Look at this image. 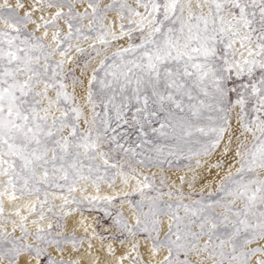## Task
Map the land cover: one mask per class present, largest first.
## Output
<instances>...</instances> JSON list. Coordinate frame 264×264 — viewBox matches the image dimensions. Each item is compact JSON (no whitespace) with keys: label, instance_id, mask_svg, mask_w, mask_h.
Masks as SVG:
<instances>
[{"label":"snow or ice","instance_id":"1","mask_svg":"<svg viewBox=\"0 0 264 264\" xmlns=\"http://www.w3.org/2000/svg\"><path fill=\"white\" fill-rule=\"evenodd\" d=\"M112 11L118 17V32L113 30L115 22L105 24ZM36 12L41 13L38 19L33 18ZM29 25L34 26L31 31ZM125 38L126 46L105 55L92 71L87 90L89 118L74 104L76 97L64 82L69 53H84L82 42L86 41H91L93 49L96 43L103 45L107 52L113 42ZM100 72L103 77L98 80ZM97 80L99 97L92 90ZM77 83L83 81L73 78V92ZM98 105L102 112L96 110ZM237 109L240 135L233 160L239 167L233 175V165H229L217 196L201 195L190 204L182 202V191L166 193L177 197L175 204L155 203L149 197L142 228L143 200L135 202L136 226L148 232L152 254L167 248L168 254L158 264H205L209 260L212 264H252L256 256L262 258L255 264H264V246L249 247L264 241V0H134V6L118 0L103 8L98 0H88L83 12L76 11L69 0H34L30 6L20 0L15 4L3 0L0 216L5 199L23 202L14 204V214L20 217L26 240L29 233L23 221L28 216L21 214L22 208L28 215H38L40 221L49 213L68 215L54 211L55 201L62 202L61 210L70 204L91 203L98 197L85 195L89 182L97 192L101 182L111 188L117 177L127 185L129 178L136 179L134 165L170 162L169 158L183 152L181 145L195 143L199 145L196 155H210L229 131L231 113ZM122 125L131 131L118 136L116 129ZM132 134L136 135L134 143L128 140ZM231 144L230 133L225 155ZM136 184L141 197L152 186L147 176L143 185L138 179ZM114 198L104 197L109 202ZM218 208L222 211L217 212ZM163 215L170 222L161 241L159 217ZM32 223L37 225V241L55 245L61 253L62 243H72L76 249L75 236L47 238L39 222ZM115 224L135 234L120 212ZM193 225L199 230L193 231ZM47 229L50 234L51 222ZM8 236L7 232L0 236V264L4 260L18 264L23 254L41 255V248ZM136 248L133 245V251ZM193 255L199 260H190ZM48 264L77 262L49 257Z\"/></svg>","mask_w":264,"mask_h":264},{"label":"bare ground","instance_id":"2","mask_svg":"<svg viewBox=\"0 0 264 264\" xmlns=\"http://www.w3.org/2000/svg\"><path fill=\"white\" fill-rule=\"evenodd\" d=\"M20 2L26 4V6H30L34 0H20ZM69 2L75 3L76 11L83 12L84 9L87 8L88 0H69ZM98 2L100 7L103 8L105 5L118 2V0H98ZM127 2L129 4H133L134 6V0H127ZM2 3L3 0H0V4ZM9 3L15 4L16 0H9ZM65 11H67V9H65ZM88 11L91 12V9H88ZM23 12L24 10H20V15H23ZM43 14L45 16L48 15L47 12ZM40 15V12H36L33 14V18L38 19ZM113 22L116 24L113 30L118 32L119 22L115 11L109 12L105 19V24H111ZM86 23L87 21H85V24ZM61 26L64 27L63 22H61ZM33 27V25H29L28 30L31 31ZM42 31L43 30L37 32L36 34L39 36L41 35ZM50 35L51 32L49 33V36ZM126 41L127 38H125L123 41L113 42V47L108 49L107 52H105L103 45L96 43V47L93 49L89 47L91 41H86L82 42V47L85 48L84 53H77L75 50L69 53L71 63H67L65 65V71L68 72V70L73 69L75 66L79 70V75L77 76H79L81 81H83V85L80 86L81 88H78L87 117H89V112L91 109V106L87 103L88 81L91 79L93 69L97 67L106 53L109 51H115L116 48L120 47L121 45L126 46ZM97 51L100 52L99 56L96 55ZM84 55H87V60L82 59ZM59 58V56L56 57V59ZM69 75L71 74L69 73ZM51 94L53 93H50V95ZM237 126L234 125L232 127V144L230 146L231 150L226 155L224 154V148L228 144L229 140L227 138V132H225L220 145L214 151H212L210 155H201L196 158L193 163L191 162L188 165L186 164L184 167L161 169L155 166L144 168L140 165H137L134 166V175L136 179L129 178L128 184L125 185L122 183L121 179L117 177L115 184L111 188L108 187L106 182H101L99 192H97L96 189L92 187L91 182H89L87 185H85L87 187V192L85 195L89 197H98V199L92 201L91 203L89 201H84L79 206L76 204H70L61 210L59 205L62 202L60 200L55 201L57 208H55L54 211L58 213L61 211L63 213H69L68 215L53 217L49 213L46 220L40 221L38 215H28L27 210L22 208L21 214L28 216V219L23 221L29 233L26 240L22 238L23 234L20 231V217L14 214V204H21L23 202H9L7 199H5L4 213L2 216H0V236H3V234L7 232L9 234L8 239H15L22 244H29L33 247H39L42 249L45 255L51 257L52 259L73 260L76 261L77 264H132L134 260L137 261V264H140V262H142V264H158V262L162 261L168 254L166 247L161 248L155 255H153V242L149 238L148 232H137L135 230L133 231L135 233L134 235L129 234V232L118 234V230L116 231L117 228L115 229L114 226L106 224H101V226H98L99 223H101L99 221V212L106 207L120 209L124 219L130 224V228L133 229L136 225V210L133 205L134 203H132V198L134 195H138L140 200H145L149 193L147 192L146 188L144 197H141V195L135 191L137 187L136 180H140L141 185H143L144 177L149 174H155L160 177V179L166 180L170 188L189 189L190 187H200V190L205 192L215 190L219 184L218 181L223 178L222 173H224L223 170L226 168V166H229L230 164L237 165L233 160L234 151L236 148V137L240 135ZM217 163L221 164L220 168L215 167ZM181 178H183V182H181ZM124 192H128L129 195L124 197ZM117 193H119V195H117ZM75 195L77 196V199L81 198L80 192H77ZM161 195L162 199L175 200L174 197L169 198L166 193H162ZM105 196H113L115 198L109 202L104 199ZM44 211L47 213V209H44ZM159 219L161 221L159 239L162 241L164 239L165 233L167 232L169 217L167 215H163L159 217ZM33 220H37L39 222V227L44 229V234L47 238L55 237L58 239H63L65 237L75 236L77 241L76 249L73 248L72 243H62L61 248L63 249V253H61L57 251L55 245L49 246L41 241H37L35 238L37 225L32 223ZM13 221H15V225L13 224ZM49 222L53 224V229L51 230L50 234L48 233L47 229V224ZM56 225H60L61 227L57 228ZM13 227H15V232H13ZM262 243H264V241H259V244ZM89 244H91V247H89ZM133 245H137L135 251H133ZM256 245L257 244H254L252 246ZM109 247H111L113 250L111 254L109 253ZM44 254H41L39 257H37L34 252L31 255L23 254L18 264H23L24 260H29L30 264H48V262L43 261L45 257ZM258 257L260 256L252 258V264H255V261L258 259ZM189 258L194 262L199 260V257L196 255L190 256ZM206 262L205 264H208L211 261L209 260ZM3 264H8V261L4 260Z\"/></svg>","mask_w":264,"mask_h":264},{"label":"rangeland","instance_id":"3","mask_svg":"<svg viewBox=\"0 0 264 264\" xmlns=\"http://www.w3.org/2000/svg\"><path fill=\"white\" fill-rule=\"evenodd\" d=\"M112 52L113 51H109L108 53H106L105 55H107V56H111V54H112ZM104 55V56H105ZM104 56H103V58L102 59H104ZM82 57V56H81ZM82 59H85V60H87L88 59V57H87V55H84L83 57H82ZM108 63H111V61L109 60L108 61ZM98 66H99V64L97 65V67L96 68H98ZM74 70H75V73H74ZM79 70H78V68L75 66L73 69H70V70H68V72L67 71H65V76H66V79H65V83L68 85L67 86V91L70 93V94H74L75 95V97H76V99H75V101H74V104L75 105H78V106H80L81 108H82V110L84 111V115L86 116V113H85V110H84V107H83V104H82V99H81V95H80V93H79V88H81L80 86H82L83 85V83L82 84H80V83H77V85H76V87H75V91L73 92V87H72V81H73V78H75V79H77L79 76H77V75H79ZM66 73H68V74H66ZM69 73L71 74V75H69ZM78 73V74H77ZM76 74V75H75ZM103 77V72H100L99 74H98V80L100 79V78H102ZM78 81H81V79H80V77L77 79ZM98 80H97V82H94L93 83V85H92V90L94 91V92H96L97 93V96L99 97V94H100V85H99V83H98ZM69 81H70V83H69ZM71 85V86H70ZM71 87V88H70ZM79 87V88H78ZM78 88V89H77ZM53 97H54V93L53 94H51ZM98 112H102V106H100V105H98L97 106V109H96ZM238 111V109L235 111H233L232 113H231V117H232V119H231V125L232 126H230V128H229V131L227 132V138L229 139V134L231 133L232 134V127L234 126V125H236L237 126V116H236V112ZM90 113V115H91V111L89 112ZM57 115H59V113H57ZM90 115H89V118H90ZM232 121H233V123H232ZM235 123V124H234ZM238 127V126H237ZM239 129V128H238ZM129 131H131L130 129H128V126L127 125H122L120 128H117L116 129V135H118V136H120V135H122V134H124V133H126V132H129ZM241 138H243V137H241ZM249 139H250V136H249ZM128 140H129V142H135L136 141V135L135 134H132V135H130L129 137H128ZM121 143H124L125 141H124V139H121V141H120ZM149 147H151V145H145V148L147 149V148H149ZM167 147H168V145H166L165 146V150L167 151ZM181 147L183 148V152L182 153H180V154H178L177 156H175V157H171V158H169L170 159V162H163L162 163V165L161 164H153V163H150V164H148V166H143V165H140V166H142V167H144V168H148V167H152V166H155V167H158V168H166V169H172V168H181V167H184V166H186V164L188 165L189 163H193L194 161H195V159L196 158H198L199 156H201V155H196L195 153H196V151L199 149V145H197V144H195V143H190V144H186V145H181ZM230 165H233V164H230ZM134 166H137V165H134ZM228 167V168H227ZM237 167H239V165L237 164V165H233L232 167H231V172H232V174L233 175H235L236 174V168ZM228 169H229V166L227 165L226 166V168L223 170V172L224 173H222V177H224L227 173H228ZM226 170V171H225ZM154 173V172H153ZM152 174H149V175H147L148 176V180H149V182L151 183V188H147V192H149L148 193V197L145 199V200H143V204H144V206H143V208L140 210V220H141V228H142V226H143V223H144V221H145V216L143 215V213H147V212H149V208H148V203H149V200H148V198L149 197H151V198H153V201L155 202V203H160L161 201H163V202H165V203H173V204H175V203H177L178 201H177V197L175 196V195H173L172 197H174L175 198V200H172V199H162V193H168L169 191H173V193H178V192H180V191H182L183 193H184V198H183V200H182V202L184 203V204H190V203H192L193 201H195V200H199V199H201V195H203L205 198L206 197H208V195H209V193H212L213 194V196L215 197V196H217V188L219 187V185H220V183H221V181H222V179H220L218 182H219V184L217 185V187L215 188V190H213V191H210V192H205V191H203V190H200V187H190L189 189H181V188H170L169 187V185L167 184V181L166 180H163V179H160V177H158L157 175H155V174H153L152 176H151ZM152 177V178H151ZM221 177V178H222ZM167 184V185H166ZM170 189H169V188ZM180 189V190H179ZM197 189V190H196ZM149 190V191H148ZM189 190V191H188ZM136 201H140V198H139V196L138 195H134L133 196V198H132V203H134L135 204V202ZM133 204V205H134ZM135 208V207H134ZM135 210H136V208H135ZM137 211V210H136ZM136 211H135V213H136ZM216 211L217 212H219V211H222V209H216ZM117 212H120V213H122L121 212V210L120 209H117V208H111V207H106L105 209H103L102 211H100L99 212V221L101 222V223H99V225L98 226H101V224H106V225H110V226H114L115 227V229L117 228L116 227V224H115V219H116V213ZM181 216H183L184 215V212H183V210L181 209L180 210V213H179ZM168 216V215H167ZM124 218V217H123ZM101 219V220H100ZM103 221V222H102ZM170 222V221H169ZM129 224V223H128ZM129 226H130V224H129ZM136 226V225H135ZM134 226V228L132 229L133 231H137V232H141L142 230H141V228H137V226L135 227ZM193 227V231H198L199 229L195 226V225H193L192 226ZM119 232H118V231ZM139 230V231H138ZM116 231H117V233L118 234H123V233H127L128 232V230H126V229H124V228H117L116 229ZM126 231V232H125ZM155 235V234H154ZM173 239H175V237L173 236ZM206 240L207 238L205 237V238H203L202 240H201V243H203V240ZM254 244H257L256 246H252V245H254ZM263 244V245H262ZM262 244H259V242H257V243H253L252 245H250L249 247H257V246H264V243H262ZM41 254H44V252L42 251V253ZM44 259H43V261L44 262H48V259H49V256H47V255H45L44 254ZM47 256V257H46ZM181 258H183V256H181ZM260 258H262V257H258V259H260ZM190 259V258H189ZM207 263V262H206ZM208 264H212V261L211 262H209Z\"/></svg>","mask_w":264,"mask_h":264}]
</instances>
